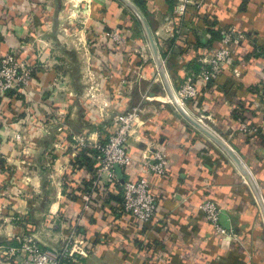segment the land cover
<instances>
[{"label":"crops","instance_id":"obj_1","mask_svg":"<svg viewBox=\"0 0 264 264\" xmlns=\"http://www.w3.org/2000/svg\"><path fill=\"white\" fill-rule=\"evenodd\" d=\"M141 1L174 90L198 73L221 28L244 34L237 61L198 84L185 108L234 149L264 201V0H192L181 18L180 0ZM66 2L0 0V53L24 43L34 67L24 94L0 96V264L25 233L55 249L73 228L85 264H264V216L251 188L171 104L134 15L118 0H79L68 15ZM135 106L143 113L127 142L133 162L117 176L146 178L157 193L151 226L119 211L118 183H101L87 206L76 184L90 190L96 156L76 140L105 142L112 117ZM242 123L256 131H240ZM156 148L168 160L162 178L141 164ZM205 200L217 203L232 239L216 235L199 209Z\"/></svg>","mask_w":264,"mask_h":264},{"label":"built area","instance_id":"obj_2","mask_svg":"<svg viewBox=\"0 0 264 264\" xmlns=\"http://www.w3.org/2000/svg\"><path fill=\"white\" fill-rule=\"evenodd\" d=\"M190 4L192 0H180L174 8L177 18L185 14ZM166 20L169 18L167 17ZM219 34L216 49L209 54L206 60L202 61L198 73L193 77L183 78L182 84L175 90L176 97L184 107L200 95L198 84L207 86L213 83L225 66L237 61L235 47L244 40V34L238 32L233 26L221 28ZM110 38L116 45L126 42V38L119 30H113ZM26 53L24 43H20L14 50L0 53V96L9 93L22 95L29 89L34 67L27 62ZM260 53L264 59V48ZM260 86L264 90V67L260 74ZM142 113V108L135 106L114 115L106 127L107 140L105 142L91 144L79 138L76 140L75 147L86 151L93 150L96 155L90 190L81 196L86 206L89 205L91 197L101 183H118L121 188L119 211L132 216L141 226H151L157 215V193L151 190L146 178L121 181L117 176L119 169L132 165L133 160L129 154L127 142ZM250 129L243 123L240 125V131L244 133ZM251 131L256 130L251 129ZM141 164L150 175L161 178L167 175L168 160L159 148L151 151ZM199 209L216 235L223 239L233 238L232 231L221 224L222 212L215 201L205 200ZM7 254L12 257L10 264H85L82 258L87 257L85 241L80 237L77 228H73L60 247L55 249L39 244L32 234L25 233L20 239V246L10 248Z\"/></svg>","mask_w":264,"mask_h":264},{"label":"water","instance_id":"obj_3","mask_svg":"<svg viewBox=\"0 0 264 264\" xmlns=\"http://www.w3.org/2000/svg\"><path fill=\"white\" fill-rule=\"evenodd\" d=\"M118 1L122 3L134 15V17L138 21L146 38L147 45L149 47L158 74L161 78L162 85L165 89L166 95L170 100L171 104L190 125H192L204 136H206L210 141H212L234 164V166L238 169L240 174L243 176V178L246 180L247 184L251 188L264 216V201L262 199V196L259 193V190L250 174V171L242 162V160L237 156L234 149L227 142H225L223 138H221L215 131L209 128L206 124L194 118L176 97L175 90L170 83L164 61L162 59V56L157 47L152 31L148 25V22L143 12L138 8V6L133 2V0H118Z\"/></svg>","mask_w":264,"mask_h":264},{"label":"trees","instance_id":"obj_4","mask_svg":"<svg viewBox=\"0 0 264 264\" xmlns=\"http://www.w3.org/2000/svg\"><path fill=\"white\" fill-rule=\"evenodd\" d=\"M133 2L138 6V8H139L140 10H142V12L145 13V3H144V1H141V0H133ZM92 151H93V150H92ZM76 184H77V187H78L79 189H81L80 191L84 193V191H85V187H81V186H83V185L81 184V180H76ZM78 185H81V186H78ZM103 191H104L103 187H102L101 185L98 186V187L96 188V194H97V196H98L99 193H101V192H103ZM83 193H82V194H83ZM120 206H121V202H120ZM119 209H120V207H119Z\"/></svg>","mask_w":264,"mask_h":264},{"label":"rangeland","instance_id":"obj_5","mask_svg":"<svg viewBox=\"0 0 264 264\" xmlns=\"http://www.w3.org/2000/svg\"><path fill=\"white\" fill-rule=\"evenodd\" d=\"M91 1L92 0H89V2H91ZM67 2H69V3H68V5L65 6V8H66V14L70 15V14H72L73 10H71L70 12H68V9L67 8L73 9L74 6L76 7L78 5L79 0H67ZM67 2H66V4H67Z\"/></svg>","mask_w":264,"mask_h":264}]
</instances>
